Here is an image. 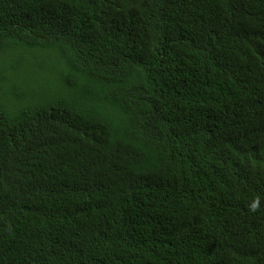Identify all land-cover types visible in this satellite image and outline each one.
I'll return each mask as SVG.
<instances>
[{
  "label": "trees",
  "instance_id": "obj_1",
  "mask_svg": "<svg viewBox=\"0 0 264 264\" xmlns=\"http://www.w3.org/2000/svg\"><path fill=\"white\" fill-rule=\"evenodd\" d=\"M0 264H264V0H0Z\"/></svg>",
  "mask_w": 264,
  "mask_h": 264
},
{
  "label": "clouds",
  "instance_id": "obj_2",
  "mask_svg": "<svg viewBox=\"0 0 264 264\" xmlns=\"http://www.w3.org/2000/svg\"><path fill=\"white\" fill-rule=\"evenodd\" d=\"M57 65H58V67H59L61 73L63 74V73L66 71V63H65V61L63 60V58H61L60 56H59V58H58V63H57ZM250 210L253 211V212L257 211V210H258V203H253V204L251 205Z\"/></svg>",
  "mask_w": 264,
  "mask_h": 264
}]
</instances>
